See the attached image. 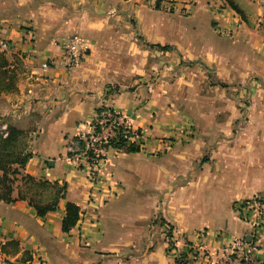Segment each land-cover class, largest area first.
<instances>
[{
    "label": "crops",
    "instance_id": "crops-1",
    "mask_svg": "<svg viewBox=\"0 0 264 264\" xmlns=\"http://www.w3.org/2000/svg\"><path fill=\"white\" fill-rule=\"evenodd\" d=\"M168 1L0 0V122L28 155L0 199V264H217L231 240L250 241L234 204L264 196V131L224 132L213 148L215 133L195 135L208 155L196 163L198 150L163 140L177 102L162 69L169 58L194 81L200 69L224 83L264 75V0ZM72 35L87 47L77 69H43ZM102 109L129 121L138 150L107 148L94 183L68 145ZM25 175L65 184L55 211L36 216ZM67 201L79 216L65 233Z\"/></svg>",
    "mask_w": 264,
    "mask_h": 264
},
{
    "label": "rangeland",
    "instance_id": "rangeland-1",
    "mask_svg": "<svg viewBox=\"0 0 264 264\" xmlns=\"http://www.w3.org/2000/svg\"><path fill=\"white\" fill-rule=\"evenodd\" d=\"M168 2H172V7L173 0ZM163 61L164 86L167 82L173 84L174 90L170 92V99L177 102L176 112L171 115L173 116L172 123L163 124L165 128L167 125L172 128L168 130L170 135L163 137L164 141L169 142L168 145L177 143L181 148L198 150L200 154L196 157L197 163L199 160L206 161L208 155L201 156L205 149L201 144L197 146V143L202 140H198L199 138L195 135L215 133L213 135L215 142L213 145H211L212 142L209 144V147L213 148L217 147L225 137L224 132L229 135V133L237 132L264 131V75H260L262 73L245 72L243 77H231L230 82L224 83L214 73L213 75L206 69H200L199 76L201 77L194 81L193 75L189 76L191 70L187 69L190 68L187 60L181 62L182 69H178L179 66L173 65L172 62V68L166 69L165 66L170 63V60L164 58ZM255 83L259 85V91H256V88L252 90V85ZM231 86L234 90L230 88ZM169 110L170 108L166 109L168 112ZM226 119L229 123H226ZM2 140L3 138L0 137V143ZM190 142H193L191 147L188 145ZM22 144L23 140L18 138L11 148L4 151L18 152ZM41 193L46 196L49 192L42 190Z\"/></svg>",
    "mask_w": 264,
    "mask_h": 264
},
{
    "label": "built area",
    "instance_id": "built-area-1",
    "mask_svg": "<svg viewBox=\"0 0 264 264\" xmlns=\"http://www.w3.org/2000/svg\"><path fill=\"white\" fill-rule=\"evenodd\" d=\"M184 10L187 12L186 8ZM7 48L8 42L1 40L0 51H5ZM60 48V58L58 60L50 59L43 63L41 65L43 69H47L50 64H53L66 71H73L80 65L87 47L81 36L72 35L61 44ZM0 124V137L6 138L8 126L6 123ZM95 126L97 130H94ZM120 130L123 139L128 142L136 137V132L128 120L114 110L103 109L92 122L89 130L76 136L68 145L70 157L85 165V172L90 182L96 183L97 168L105 157L109 143L117 138V133ZM80 143L83 144L82 147ZM234 210L239 219L250 227V241L231 240L217 264H263L258 259V255L264 249V196L257 194L240 200L234 204ZM36 264L44 263L37 259Z\"/></svg>",
    "mask_w": 264,
    "mask_h": 264
},
{
    "label": "trees",
    "instance_id": "trees-1",
    "mask_svg": "<svg viewBox=\"0 0 264 264\" xmlns=\"http://www.w3.org/2000/svg\"><path fill=\"white\" fill-rule=\"evenodd\" d=\"M159 1V0H158ZM1 57V54H0ZM4 62L1 60L0 66H4ZM4 82L2 79V72H0V85ZM103 110V109H102ZM100 110V111H102ZM98 111V114L100 113ZM97 130V127H94ZM22 133L14 129L13 127L8 128V136L3 138L0 143V199L7 202H11L10 194L12 192L11 181L8 175H15L16 170H12V165H17L22 168L27 159L28 155H23L21 150L18 152L7 153V148H11L16 143L18 138H21ZM109 147H114L123 150L126 153L135 152L138 147L134 142H128L122 137L121 130L117 133V138L109 143ZM82 147L83 144L80 143ZM26 184L28 191H32L29 199L30 204L36 211V216L43 218L48 212L55 211L58 202L65 199V184L59 185L58 183H50L46 180H35L32 177L25 175L22 178ZM42 190L48 191L49 193L45 196L42 195ZM19 198H23V195L19 194ZM79 216V208L71 203L65 202V214L61 221V230L65 233L69 232L76 224ZM179 264V262H178Z\"/></svg>",
    "mask_w": 264,
    "mask_h": 264
},
{
    "label": "water",
    "instance_id": "water-1",
    "mask_svg": "<svg viewBox=\"0 0 264 264\" xmlns=\"http://www.w3.org/2000/svg\"><path fill=\"white\" fill-rule=\"evenodd\" d=\"M247 241H248V239H247Z\"/></svg>",
    "mask_w": 264,
    "mask_h": 264
}]
</instances>
